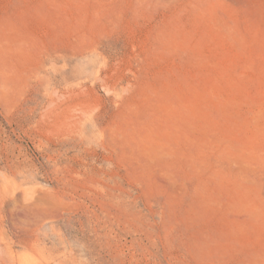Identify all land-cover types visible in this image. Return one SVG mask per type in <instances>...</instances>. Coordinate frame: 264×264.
Returning a JSON list of instances; mask_svg holds the SVG:
<instances>
[{
    "label": "rangeland",
    "instance_id": "1",
    "mask_svg": "<svg viewBox=\"0 0 264 264\" xmlns=\"http://www.w3.org/2000/svg\"><path fill=\"white\" fill-rule=\"evenodd\" d=\"M0 264H264V0H0Z\"/></svg>",
    "mask_w": 264,
    "mask_h": 264
}]
</instances>
